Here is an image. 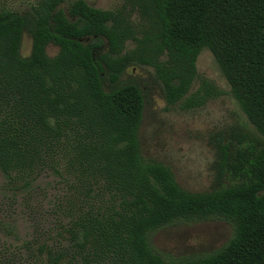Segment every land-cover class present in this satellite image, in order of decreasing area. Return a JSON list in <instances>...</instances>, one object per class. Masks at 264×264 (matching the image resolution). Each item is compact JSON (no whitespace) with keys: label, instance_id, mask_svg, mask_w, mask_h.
Here are the masks:
<instances>
[{"label":"trees","instance_id":"obj_1","mask_svg":"<svg viewBox=\"0 0 264 264\" xmlns=\"http://www.w3.org/2000/svg\"><path fill=\"white\" fill-rule=\"evenodd\" d=\"M65 1L0 10V172L28 185L52 170L75 192L66 243H40L29 264H264V0H131L137 22L125 6ZM205 48L261 136H216L213 184L190 191L143 157L147 86L124 74L150 66L168 104L199 108L223 94L207 78L193 90ZM215 217L233 234L209 253L173 256L150 242ZM0 230L18 236L1 217Z\"/></svg>","mask_w":264,"mask_h":264},{"label":"rangeland","instance_id":"obj_2","mask_svg":"<svg viewBox=\"0 0 264 264\" xmlns=\"http://www.w3.org/2000/svg\"><path fill=\"white\" fill-rule=\"evenodd\" d=\"M71 1L66 0L63 7L67 8ZM86 1L105 10L125 6L131 10L135 22L139 19L131 0ZM38 2L0 0V10L25 11ZM128 47H133V44L129 43ZM31 48L32 38L26 32L22 55L28 56ZM58 51L59 47L52 43L47 47L49 56L56 55ZM196 65L198 78L193 90L199 87L201 78H207L223 94L195 109H183L177 103L168 104L150 66H130L124 77H140L147 86L146 106L139 130L143 157L168 165L182 187L190 191H204L211 187L214 180L215 137L228 136L239 129H244L252 138H258L261 134L233 96L230 84L209 49L201 51ZM74 193L66 181L52 170L45 171L28 185L24 180H9L0 172V217L14 224L18 234L13 237L0 230V264H29L30 255L38 251L40 243L46 242L50 246L66 243L63 236L69 224L67 202L68 197ZM232 234V225L215 217L168 226L152 232L149 238L159 250L173 256H182L214 251L224 245ZM31 242L33 244L27 247Z\"/></svg>","mask_w":264,"mask_h":264}]
</instances>
